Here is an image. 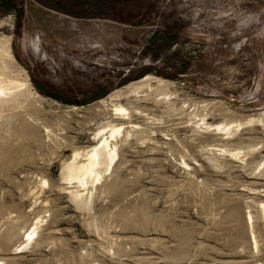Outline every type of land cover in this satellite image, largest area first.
Masks as SVG:
<instances>
[{"label": "rangeland", "instance_id": "obj_1", "mask_svg": "<svg viewBox=\"0 0 264 264\" xmlns=\"http://www.w3.org/2000/svg\"><path fill=\"white\" fill-rule=\"evenodd\" d=\"M27 78L0 104V234L23 251L0 264H264V0H0V79ZM114 103L133 128L75 198L64 164Z\"/></svg>", "mask_w": 264, "mask_h": 264}, {"label": "bare ground", "instance_id": "obj_2", "mask_svg": "<svg viewBox=\"0 0 264 264\" xmlns=\"http://www.w3.org/2000/svg\"><path fill=\"white\" fill-rule=\"evenodd\" d=\"M4 52H5V56H6L7 60L9 62L13 63L14 58H13V55L11 54V50H10L8 44L5 45ZM150 81H152V82L156 81L158 83H161L162 79H157L156 77L146 75L143 78L131 83L133 91H137L138 89L142 88L145 85L149 86L151 84V83L149 84ZM29 85H30V83L28 81V78L25 79L24 81L9 80L8 83H6L5 80L0 79V104L3 105L5 103L14 101V96L16 94L11 92V88H16L18 86H21L24 89V88H28ZM160 85H162V84H160ZM129 89H130V87H129ZM119 93L120 92L118 90L112 92L109 95L110 101H113L114 97L119 96L120 95ZM138 93H140V92H138ZM32 94L33 95H39L35 91L32 92ZM135 95H137V94H135ZM143 102H145V101H143ZM99 103H102V102L99 101ZM112 108L114 111L113 114H120L119 119L122 123L115 124V123H113V119H111V120L107 121L106 123L101 124V126L98 127V130L94 133V140L88 146V148L83 150V151L82 150L81 151L75 150L71 156V159H69L64 164L62 180L65 181L66 183H69V184L75 183V185L72 186L74 189L70 190V193L75 198L82 197L83 194L88 191V187H94V185H96L98 183V181H100L101 178H103L105 173L109 170V167L111 166V164L117 158V156L119 154V147L117 146V143L114 142V140L116 139L117 135H119L121 133V130L124 129V124L126 123V125H128L125 127L133 128L132 121L127 119V117L126 118L124 117L125 115L129 114V111L127 108L123 107L120 104H115V103L112 104ZM253 117H255V118H253ZM263 117H264V112L261 114H258L256 116H251L250 119L248 118V121L249 122L261 121L263 119ZM201 118H203V117H201ZM204 118H205V116H204ZM125 119H127V120H125ZM204 122H205V120H204ZM210 125L207 127L210 128V130H212ZM24 127H25L24 134H26L27 136L28 135L34 136V132L30 128V126L25 124ZM207 127H206V129H207ZM213 129L215 131L217 130V132L218 131H225L226 134H228L230 132L229 128L226 127L225 123L224 124H217L214 126ZM18 150L19 149L0 153V160H2V161L3 160H13L15 158L16 154L18 153ZM45 182L46 181H44V183ZM263 209H264V206H263ZM1 217H3V214L1 213V209H0V218ZM10 217H11L10 215H7V217H5V218H6V220H10ZM248 218L251 219V216L249 215ZM39 223H40L39 221L32 223V227H34L33 230L32 231H29V230L26 231V233H25L26 238L22 239L20 245H18V248H20V246L23 245L28 240V238L34 232V229H36V226H38ZM8 224L10 225L11 223L9 221H7L6 225H8ZM0 232H1V230H0ZM13 232L14 231L9 227L0 234V248L2 249V252L4 251V257H5L4 259H11V258H13L12 255H17V254H20L23 252V251H18V250L10 251V252L8 251L9 250L8 247L11 244L10 241H11V238L13 236Z\"/></svg>", "mask_w": 264, "mask_h": 264}]
</instances>
